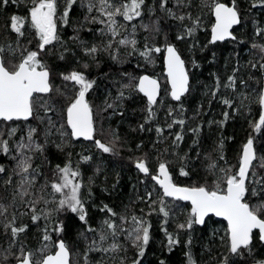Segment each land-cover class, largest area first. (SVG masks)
Segmentation results:
<instances>
[{
	"label": "trees",
	"instance_id": "16d2710c",
	"mask_svg": "<svg viewBox=\"0 0 264 264\" xmlns=\"http://www.w3.org/2000/svg\"><path fill=\"white\" fill-rule=\"evenodd\" d=\"M96 5L91 12L88 10V4ZM114 3L120 0H113ZM207 0H191V7H188V0H182L179 6L177 0H169L168 7H173L179 14L180 12L191 11L193 17L201 12V26L191 37L187 35L177 40V34L183 30L184 25L191 27V21L185 18L183 21L167 15L166 12L157 8L155 12H150L148 6H155L158 0H144V11L142 17H135L133 21L127 22L130 30L122 29L120 35L131 32V25L135 24L137 31V47L142 48L144 37L149 36V43H164L165 37L168 41L174 43L186 61V68L189 71L190 87L188 92L180 99L173 101L168 93L169 88L166 82L163 68V49L161 52H153L154 63L146 61L140 52L132 53L130 45H120L118 40L120 36L113 38L110 33L103 31L104 25L100 20H92L91 17L100 16L102 13L97 11L99 0H73V5L69 11V23L65 24L58 19L57 35L59 41H53L52 45H46L49 50H41V58L46 61L50 69L55 72H68L73 68L84 70L90 78H94L96 83L93 89L86 94L89 101L94 105V118L97 124H102L105 135L101 137L105 141L111 139V132L119 137L122 147L116 153H103L96 149L90 141L65 137L67 143H62L55 128L53 134L49 137V142L44 144L42 152L35 151L31 153L32 169L38 173L37 182L33 189L37 195H40V187L45 183V177L48 180L53 179L52 173L56 170V165L63 166L68 160L72 161V166L78 167L81 173L78 179L83 181L81 197L85 201V208L88 215V223L100 227L102 221L107 217L116 221L117 233L115 237L110 234V230L105 227L108 238L101 242L99 232H86V225L79 220V213H73L71 209H60L54 212L50 219L40 216L37 221H32L30 214L25 211L20 215L21 209L17 212V227L26 224L28 227L23 233L18 234L20 242L25 243L27 248L34 251L41 247L45 227L49 230L52 247H55L57 238L64 239L70 252V264H131L135 259L137 264H188L187 253L190 251L196 264H218L222 258L223 248L221 236L225 234L226 223L222 220L208 217L206 224L202 226L194 225L191 232V245L186 241L189 239L187 229H178L177 225L185 220L186 210L190 208L187 202L166 198L167 206L172 209L176 206L175 213L169 216L167 224H162L164 216L159 212H148V202L143 199L146 190H152V199H156L160 192L158 186L153 188V181L141 173L135 163L134 158L142 153L148 154L150 169L155 172L158 160L157 154L160 152L161 158L169 162V171L173 174L175 182L180 184H191L197 179L214 178L207 169L210 163L209 157L216 159L219 151L218 144L221 139L224 142V156L229 164L238 167V160L242 154L243 144L249 136L253 137L254 147L258 155L264 154V125L257 131L253 124L258 122L260 114V105L257 103V97L261 92L262 76L264 69L259 67L264 63V52L253 44L264 43V32L256 34L257 27L264 28V6L259 4L253 6L251 0H236L241 12V20L237 27L233 29L234 37L232 39L211 43L210 29L214 22L213 14L209 12L204 3ZM224 3L231 4V0H222ZM67 0H57V17L63 12ZM31 6V0H9L7 5L0 3V44L7 47L11 40L15 44L16 35L8 27V21L12 14L28 17L25 26L22 29L24 36L21 37V43L27 45L30 49H37L38 37L35 36V30L30 23V14L28 12ZM88 17L85 20V17ZM120 24L124 23L121 16H117ZM158 21L159 35L152 40L151 28ZM142 24H148L149 29L142 27ZM75 35L78 39H73ZM113 40L110 48H105L107 41ZM31 41L29 44L28 42ZM97 44L98 51L93 54L86 53L85 47H91ZM61 53L63 58H61ZM131 53V54H130ZM198 62L196 65L191 63L192 59ZM87 63L88 68L84 69ZM256 64L253 68L251 65ZM236 69V72H233ZM147 71L149 75H154L161 83V92L158 100L163 104L156 106V112L152 120H146L147 99L138 92V90L128 89L122 100L111 101L115 107H105L106 97H115L121 90V84H128L130 77L139 76ZM235 75V87L228 82V76ZM217 77H219V88L213 95L212 90L217 87ZM244 83H240V81ZM62 77L55 76L54 83L61 85ZM43 95V100L48 96ZM55 95V94H54ZM224 99L233 101L231 105L225 104ZM43 102V101H41ZM183 105L181 108L180 105ZM99 106L102 111L96 113V107ZM171 106L176 115L184 119V124L173 123L172 116H166L168 107ZM229 112L227 119L224 117L225 111ZM53 121L57 120V115L48 114ZM37 119L31 117L27 122L16 121V132L9 138L10 152L4 153L0 150V164L5 165L7 171L0 172V197H4L3 202L8 203L11 200V193L19 181L20 173L18 171L12 175L13 183L5 185L4 181L8 179V174L13 173L16 161L20 153L15 151V145L22 135L27 132L29 124L42 129L47 124V119L38 122V117L45 116V113L38 112ZM224 120L223 124L219 121ZM211 122V123H210ZM172 124L171 128H165L160 134L159 140L156 131V125L162 127L166 124ZM143 124L141 129L139 125ZM12 122L5 123L0 121V134L7 138V130L13 127ZM199 126V131L194 132ZM176 132H182L183 140L178 142L175 152L163 151L168 146L171 148L172 141ZM40 142L44 143L43 137H39ZM193 140L197 143L193 144ZM143 141L139 149L137 145ZM61 145V147H57ZM199 149V154H198ZM178 153V155H177ZM187 153V157L181 160L180 157ZM70 154V155H69ZM91 154L92 159L81 160V155ZM207 154V155H205ZM132 157L133 159H129ZM221 165L223 161H220ZM257 164V171L264 175V168ZM39 166V167H37ZM185 166L189 172L188 176L180 173V167ZM91 188L89 194L88 189ZM51 192V187L45 190ZM58 195V194H57ZM138 197H140L138 199ZM47 198V196H46ZM264 199V196L260 197ZM58 203V199L56 201ZM111 207L116 216L103 209V205ZM54 208V203L44 205L38 204L37 211L42 208ZM158 207V206H157ZM143 209V212L141 210ZM12 209H9L11 212ZM133 212L137 216H146L151 223L150 238L144 246V254L141 255L136 245H133L127 235V231L134 228L132 220ZM127 217L121 220L120 216ZM63 222V232H56L54 229L59 225L56 221ZM167 227L168 232L179 233L180 243L169 247L168 238L163 231ZM220 227L219 231L210 230ZM254 233H257L256 231ZM10 231L5 232L3 222L0 221V264H14V258L9 255L5 260L2 255L3 250L9 247L12 241ZM95 241L96 243H91ZM115 241L119 244L116 249L108 248V245ZM12 251H16L13 245ZM87 253V258L85 257ZM244 256L234 257L241 264H249L254 261L264 260V243L259 240L258 235H254L251 242V252L244 249Z\"/></svg>",
	"mask_w": 264,
	"mask_h": 264
},
{
	"label": "snow or ice",
	"instance_id": "6c2138e0",
	"mask_svg": "<svg viewBox=\"0 0 264 264\" xmlns=\"http://www.w3.org/2000/svg\"><path fill=\"white\" fill-rule=\"evenodd\" d=\"M169 0H158L155 6H148L150 12H155L157 8L167 13L176 19L183 21L185 18L191 21V27L183 26V30L179 31L176 39H183L186 35L191 37L193 33L201 26V17L203 13L193 17L191 11L177 12L174 10L179 6L182 0H177V5L168 7ZM252 5L257 4L264 6V0H251ZM0 3L7 5L9 0H0ZM73 5V0H67L63 12L57 17L58 10L57 0H31V6L28 9L30 14V23L32 29L35 30V36L38 37L37 49H30L27 45L21 43V37L24 36L22 30L25 26L28 17L12 14L8 21V27L14 31L16 35L15 44L10 40L7 47L0 44V119L3 122H12L13 127L7 130V138L0 134V150L4 153L10 152L9 138L13 137L16 132V121L27 122L29 117L37 119L38 112L45 113V116L38 117V122H43L47 119V124L42 129L31 124L27 127V132L22 135L15 145V151L20 153L13 173L8 174V179L4 184L11 185L12 175L16 171L20 173V179L16 182L12 193L11 200L4 203V197H0V221L3 222V227L6 233L10 231L13 238L9 247L3 250L2 255L5 260L9 255L14 258V264H70L69 248L64 239L57 238L54 242L55 247H52L51 236L49 230L45 227L42 241L48 243L41 244L39 249L35 251L27 248L25 243L20 242L17 238L18 234L28 227L22 224L17 227V212L16 209H21L20 215H24L25 211L31 216L32 221H37L40 216L50 219L54 212L60 209H71L73 213H79V220L86 225L84 231L99 232L100 241L103 242L108 238V233L104 230L105 227L110 230V234L115 237L118 229L116 221L105 218L100 227L88 223V215L85 208V201L81 197V189L83 181L78 179L81 173L79 171L78 162L77 167L72 166V161L68 160L63 166L56 165V170L52 173L53 179L48 180L45 177V183L41 185L37 195L33 191L37 182L38 173L32 169L31 153L35 151L42 152L44 144L49 142V137L53 134L52 129L59 134L62 143H67L65 137H84L93 143L97 150L103 153H116L122 144L115 132H111V139L105 141L101 137L105 135V130L102 124H97L94 118V105L89 101L87 95L90 89H93L96 83L94 78H90L88 73L84 70H77L73 68L68 72H53L44 59L41 58V50L47 52L46 48L52 45L53 41H59L57 35V21L58 19L63 23H69V11ZM144 0H120L114 3L113 0H99L97 11L102 13L106 19H101L100 16L91 17L92 20H100L105 27L103 31L110 33L113 38L120 36L118 43L120 45H130L132 53L140 52L143 58L149 63H154L153 52H161L164 50V64L165 72L167 73V80L170 84V94L176 101H180L181 96L189 90V71L186 68V61L182 57L180 51L174 43L168 41L165 37L164 43L158 42L149 43V36L144 37V45L142 48L137 47L136 25H131V32H126L120 35L122 29L128 27L127 22L133 21L135 17H142L144 11ZM188 7H191V0H188ZM207 7L209 12L214 14V22L211 23V41L224 40L225 37H233L234 33L230 29L233 25L239 23L241 19V12L238 8L236 0H231L229 3H224L222 0H207L203 5ZM96 7L93 3L88 4L89 12ZM124 19V23L120 24L117 16ZM88 17H85L87 20ZM142 27L149 29L148 24H142ZM256 34L264 32V28L257 27ZM152 40L159 35L158 21L151 28ZM73 39H78L75 35ZM29 44L31 41L28 42ZM113 40L109 39L104 46L106 49L110 48ZM253 47H258L264 52V43L253 44ZM84 51L89 54L98 51L97 44H92L91 47H85ZM131 54V53H130ZM61 58L63 54L61 53ZM191 63L196 65L198 62L195 58ZM253 68L256 64L251 65ZM259 67L264 69V63H260ZM87 63L84 64V69H87ZM236 72V69H233ZM62 77L61 85L54 83L55 76ZM236 76H228L229 84L235 87ZM244 83V81H240ZM121 90L117 92L115 97L105 98V107H115V103L111 101L122 100L126 94V90L134 89L143 93L147 98V113L146 120H152L156 112V106L163 104L162 100H158L160 94V82L154 75H149L147 71L139 76L130 77L128 84H121ZM219 88V77H217V87L212 90L213 95L216 94ZM47 95L48 99L43 100V95ZM55 94V95H54ZM43 101V102H41ZM227 105L233 103L230 99L223 101ZM257 103L261 107L258 122L253 124L257 130H261L264 125V90H262L258 97ZM182 108L183 105L181 104ZM102 109L96 107L98 114ZM174 109L169 106L166 116H172V122H179L184 124V119L173 115ZM57 115V120L53 121L48 114ZM229 112H224V117L227 119ZM225 121L220 120L223 124ZM211 123V122H210ZM141 129L144 125H139ZM172 124L166 123L163 127L160 124L156 125V131L159 140L165 128H171ZM190 131L198 132L199 126ZM43 137L44 143L40 142L39 137ZM183 140L182 132H176L175 138L172 141L171 148L166 146L163 151L175 152L178 147V142ZM197 141L193 140V144ZM143 141L136 147L139 149ZM61 147V145H57ZM218 153L216 159L209 157L210 163L207 164V169L211 172L214 178L197 179L191 184H180L174 181L172 172L169 171V162L161 158L160 152L157 154L158 165L156 171L153 172L149 167L148 154L142 153L140 156L134 158V163L137 169L151 179L153 188L158 186L160 195L156 199H152L153 191L146 190L143 199L148 202V212H159L164 216L162 224L166 225L169 216L173 215L176 206L170 209L167 206L166 198H180L184 201H190L191 206L186 210L185 220L178 223V229H187L189 232V239L185 243L191 245V232L194 225L206 224V217L209 213H214L217 217H224L227 221L225 234L221 236L223 248L222 258L219 259L218 264H241L240 261L234 257L244 256V249L251 252V242L254 235H258L259 240L264 242V175L257 171L256 161L259 166L264 168V154L258 155L254 147V140L249 136L247 141L243 144V151L238 160V167L229 164L224 156V142L220 140L218 144ZM199 154V149H198ZM70 155V154H69ZM178 155V153H177ZM207 155V154H205ZM187 153L181 156L184 160ZM81 160L92 159L91 154L81 155ZM129 159H133L130 157ZM220 161H223L221 165ZM39 167V166H37ZM5 165L0 164V172H6ZM180 173L188 176L189 172L185 166L180 167ZM51 187V192L46 193L45 190ZM89 194L91 188L88 189ZM58 194V195H57ZM47 196V198H46ZM140 197H138L139 199ZM58 199V203H56ZM43 203L48 205L54 203V208L44 207L41 211H37L38 204ZM158 206V207H157ZM12 209L9 212V209ZM103 209L116 216L115 211L107 204L103 205ZM143 212V209L141 210ZM134 228L127 231V235L131 239L133 245H136L138 252L143 255L145 245L150 238L151 223L146 216H137L134 212L132 214ZM121 220L127 219L126 216L121 215ZM59 225L54 229L56 232H63V222L57 220ZM258 229V233L253 230ZM168 238V244L172 245L180 243L179 233L168 232L167 227L163 228ZM91 243H96L92 241ZM13 245L16 246V251H12ZM119 247L115 241L104 248L103 251H108L109 248L116 249ZM87 258V253L84 254ZM188 264H196L191 252L187 254ZM131 264H137V260H133ZM162 264L165 262L162 261ZM254 264H264V260L254 261Z\"/></svg>",
	"mask_w": 264,
	"mask_h": 264
},
{
	"label": "water",
	"instance_id": "95a60500",
	"mask_svg": "<svg viewBox=\"0 0 264 264\" xmlns=\"http://www.w3.org/2000/svg\"><path fill=\"white\" fill-rule=\"evenodd\" d=\"M231 5V4H230ZM213 18H214V14H213ZM215 19V18H214ZM241 20V19H240ZM239 23H240V21H239ZM239 23L238 24H236V25H233L232 26V28L230 29L231 31H233V29L235 28V27H237L238 25H239ZM234 33V32H233ZM233 37H234V35H233ZM233 37H225V39L224 40H228V39H232ZM224 40H217V41H215V42H220V41H224ZM210 42L211 43H215V42H212L211 41V29H210ZM163 56H164V51H163ZM163 68H164V75L166 76V82H167V85H168V87H169V93H170V84H169V82H168V80H167V73L165 72V64H164V60H163ZM160 82V81H159ZM189 83H190V76H189ZM160 85H161V83H160ZM262 90H264V74H263V76H262V86H261V91ZM160 92H161V88H160ZM188 92V91H187ZM186 92V93H187ZM140 93V92H139ZM186 93H184L182 96H181V98L186 94ZM140 94H142L145 98H146V96L143 94V93H140ZM170 95V94H169ZM159 96H160V94H159ZM159 96H158V98H159ZM170 98L173 100V101H176L173 97H171L170 96ZM147 99V98H146ZM177 102V101H176ZM260 109H261V107H260ZM29 119H31V117H29L28 118V120ZM2 119H0V121H1ZM258 120H259V118H258ZM74 139H82V140H85V141H89L87 138H84V137H75ZM242 151H243V148H242ZM171 199H173V198H171ZM175 200H182V199H180V198H175ZM182 201H184V200H182ZM184 202H187L190 206H191V202L190 201H184ZM208 217H213V218H215V219H218V220H222V221H224L225 223H226V226H227V221H226V218H224V217H217L214 213H209L208 214V216L205 218V219H207ZM197 226H202V225H199V224H196ZM254 231H257L258 232V229H254L253 230V232ZM264 243V242H263ZM69 261H70V256H69ZM249 264H254V262H250Z\"/></svg>",
	"mask_w": 264,
	"mask_h": 264
},
{
	"label": "rangeland",
	"instance_id": "374dc122",
	"mask_svg": "<svg viewBox=\"0 0 264 264\" xmlns=\"http://www.w3.org/2000/svg\"><path fill=\"white\" fill-rule=\"evenodd\" d=\"M127 29H128V30H130V27H129V28H127ZM168 93H169V91H168ZM210 230H214V231H216V230H217V231H219V230H220V227H219V226H217L215 229H211V228H210Z\"/></svg>",
	"mask_w": 264,
	"mask_h": 264
},
{
	"label": "bare ground",
	"instance_id": "6f19581e",
	"mask_svg": "<svg viewBox=\"0 0 264 264\" xmlns=\"http://www.w3.org/2000/svg\"><path fill=\"white\" fill-rule=\"evenodd\" d=\"M170 96V95H169Z\"/></svg>",
	"mask_w": 264,
	"mask_h": 264
}]
</instances>
